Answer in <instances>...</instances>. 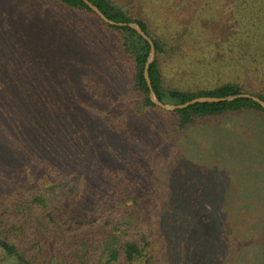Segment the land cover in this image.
Here are the masks:
<instances>
[{"label":"trees","instance_id":"1","mask_svg":"<svg viewBox=\"0 0 264 264\" xmlns=\"http://www.w3.org/2000/svg\"><path fill=\"white\" fill-rule=\"evenodd\" d=\"M53 1L60 8L90 16L91 21L85 20L91 22L87 28L82 26L81 21L79 26L87 30V35L96 42L101 43L106 37L110 41L113 39L117 48L114 47V50L110 51L112 57L98 64H90L89 60H85L84 66L88 68L87 74L95 72L87 76L92 79V83L96 82L97 78L100 79L99 75L103 73L106 78H114L124 94L118 97V104L112 105L111 102L103 104L107 109L100 108L102 114L103 110H107L108 117L104 118L108 130L99 125L88 111V107L84 109L82 102L71 98L73 92L83 93L85 90L82 88L70 85V93H61L62 103L56 101L54 106H49L52 102L43 104V95L35 91L20 94L18 103L12 92L0 89V167L9 160L16 164L18 161L27 164L30 169L36 164L42 172L45 168L49 178L59 176L60 181H63H53L47 190L39 186L26 190L19 187L8 190L6 185H0V264H122L124 261L126 264H135L149 256L145 248L150 246L151 241L143 227V232L135 230L130 236L128 230L132 221L122 218L131 210L128 209L130 207H127V202L124 206L116 205L112 211L105 214L89 212L91 207L88 203L100 204L108 200L109 196L110 199L116 200L128 195V190L124 189L127 181L125 184L118 181L114 185L106 180L102 171L103 168L110 169L113 163L118 162L101 154V151L105 150V143H115V137L111 135L121 133L122 130L134 134L132 127L140 118H145L148 122H155L160 116L166 118L167 124L159 133V145H155V138L152 136L151 141L148 139L150 135L146 130L134 134L136 139L142 142L138 150L131 148L135 139H128L129 142L124 145L118 143L114 146V149L118 148L124 152L120 154L123 157L121 164L127 162L131 166L130 179L133 187L147 184L148 177L156 184L159 181L156 168L160 159H166L162 155V152L167 154L163 149L174 138L179 139L190 127L210 118L246 110L264 112V108L253 99L241 98L234 101L199 103L173 111L163 109L152 101L145 76L151 54V44L147 39L131 26H113L105 23L84 0ZM90 1L116 22L138 23L153 40L155 60L151 62L148 72L156 96L163 103L184 104L201 96L226 97L241 93H250L264 100V0H239L236 26L233 30L225 29L230 36L228 43L222 46L225 53L223 59L215 56L216 40L212 39L210 24L203 20L206 10L211 8L208 0L189 1L186 13L189 14L188 23L185 21L182 27L175 28L169 36L157 32L151 21L152 15L146 13L138 17L133 13L137 3L146 7L148 0H133V6H126L121 0ZM173 6L180 8L181 4ZM102 29L107 32L103 34V39L102 34L97 33ZM208 48L211 55L206 53ZM48 49L49 41L47 51ZM177 55L183 60L192 57L190 64L196 62L192 67L195 70L193 74L207 72L208 76L193 78L191 83L197 81L193 84H169L165 74V60ZM45 65L49 66L44 62ZM55 66L51 73H56L59 63L56 62ZM65 67L69 72L66 84L70 83L73 74L80 68L71 62H67ZM35 72L36 69L32 74ZM22 73L29 75L25 70ZM250 74L256 76L259 85L257 91L248 89L247 77ZM123 76L127 78L122 80ZM51 77L50 74L46 75V83L55 85L57 82H50ZM22 81L21 79L17 82V86H20ZM189 85L198 88L194 89ZM29 86L33 87L31 84ZM86 87L88 90L93 89L89 82ZM110 87L105 85V90L108 91ZM47 95L44 94V97ZM131 101L134 102L133 106ZM26 102H29L32 108L26 107ZM101 113L99 110L100 115ZM61 117L67 121L65 128L60 127L62 125L58 123ZM15 121L21 128L11 126ZM21 135L24 140L15 142V138L20 139ZM6 143L10 146L12 154H5L10 151L5 148ZM25 143L34 154H23ZM132 151L136 154H132ZM144 158H148V162ZM133 159L137 162L131 163ZM139 160L145 162L140 165ZM140 173L144 176H138ZM147 173H152V176ZM4 179L3 174L0 181ZM174 180L165 179V183L171 185ZM166 186L167 188L159 184L155 187L150 185L147 190L158 207L155 214L160 221L158 229L165 231L164 235L169 239L168 246L174 244V249L170 252L175 255V246L179 239L183 244L189 241L185 226L187 227L191 219L188 214L182 212V207H175L177 204L171 206L170 201L171 198L174 199L175 192L169 185ZM170 208H173L174 212L171 220ZM11 216L19 217L20 220L11 222ZM129 217L131 219L133 214ZM27 228L33 231V241L23 244L17 240L19 236L15 232H24ZM137 234L141 236H134ZM141 243L144 247H141ZM180 248L181 246L176 247ZM205 254L208 256L209 252ZM206 261L208 262V258ZM166 264L179 263L174 261ZM261 264H264V260Z\"/></svg>","mask_w":264,"mask_h":264},{"label":"rangeland","instance_id":"2","mask_svg":"<svg viewBox=\"0 0 264 264\" xmlns=\"http://www.w3.org/2000/svg\"><path fill=\"white\" fill-rule=\"evenodd\" d=\"M189 1L191 0H148L146 7H143L142 3H137L133 13L138 17L146 13L152 15L151 21L157 32L169 36L175 28L182 27L185 21L188 23L189 14L186 13ZM208 1L211 8L206 10L203 20L210 24L209 31L212 32V39L216 40L215 56L223 59L225 53L222 46L228 43L230 36L225 29L233 30L236 26L237 3L240 1ZM121 2L126 6H133V0ZM174 3L181 4L180 8H174ZM85 20L91 21L90 16L60 8L53 0H0V89L12 92L18 103L20 94L35 91L43 95V104L52 102L53 104L49 103V106H54L56 101L62 103L61 93L65 95L70 93L68 92L70 85L82 88L85 90L83 93L73 92L71 98L82 102L84 109L88 107V111L99 125L108 129L104 118L108 117L107 110H103L102 114L100 108L104 107L103 104L111 102L112 105L118 104V97L124 92L114 78L112 80L106 78L103 73H100V79L97 78V81L92 83V79L87 76L95 72L87 74L88 68L84 66V62L85 60H89L90 64L106 62V59L112 57L110 51L117 47L111 37L113 44L108 37L103 39V34L107 33L104 29L97 31L98 34H102L101 43L88 36L87 30L79 26L83 23L82 26L87 28L91 22ZM208 52L211 55L209 48L206 50V53ZM191 58L183 60L177 55L165 60V74L169 84L182 85L184 82L193 84L197 82L191 83L193 78L208 76L207 72L193 74L195 70L192 67L196 62L190 64ZM44 62L49 66H44ZM56 62L59 63V67L56 73H51L56 68L54 67ZM67 62L80 69L73 74L70 83L65 84L69 80V72L65 67ZM35 69L37 72L32 74ZM21 70L27 71L29 75H24ZM48 74L52 76L50 82H57L55 85L46 83ZM125 78L127 77L123 76L122 80ZM21 79L23 81L17 86ZM88 82L89 85L92 84L93 89L88 90L86 87ZM105 85L111 86L108 91L105 90ZM247 86L250 91L259 89L255 74L247 77ZM46 93L48 95L44 97ZM133 104L134 102L131 105ZM25 105L32 108L29 102ZM160 118L155 122L140 118L132 127L134 134L147 130L150 135L148 139L151 141L152 136L155 138V145H159L161 143L159 133L167 124L166 118L163 116ZM58 123H61L60 127L65 128L67 121L61 117ZM11 126L21 128L16 121ZM134 134L122 130L121 133L111 135L115 137V143H105L103 145L105 150L101 151V154L118 161L113 163L110 169H102L106 180L114 185L118 181L123 184L127 181L124 189L128 190V195L116 200L110 199L109 196L103 203L88 204L91 207L89 212L105 214L112 211L116 205L124 206L127 202L126 205L131 210L122 218L132 221L128 230L130 236L135 230L143 232V227L151 241L150 246L145 248L149 260L143 258L135 264H166L174 261L179 264H261L264 260V112L255 110L231 112L190 127L179 139L174 138L165 145L163 150L167 154L162 152V155L166 159L165 161L160 159L156 168L159 181L154 184L148 177L146 179L148 183L138 187L131 185V166L127 162L122 165L123 157L120 154L124 152L118 148L114 149L118 143L124 145L125 142H129L128 139H135L131 148L135 150L141 148L142 142L136 139ZM15 140L20 143L24 139L21 135L20 139ZM5 148L10 149L8 143L5 144ZM5 154H12L11 149ZM23 154L27 156L34 154L26 143L23 146ZM132 154L136 153L132 151ZM144 160L148 162V158ZM144 160H139L138 163L141 165ZM130 162L137 160L133 159ZM3 174L5 179L0 181V185H6L8 190L15 187L26 190L32 186L47 190L53 181H60L59 176L49 178L45 168L42 172L36 164L30 169L27 164L19 161L16 164L11 160L4 162L0 167V177ZM147 174L152 176V173ZM118 175L122 177L119 178ZM138 176L144 175L140 173ZM170 178L175 179L171 185L165 183V179ZM157 184L165 188L169 185L172 188L175 195L173 200L171 198V206L177 204L175 207H182V212L188 214L191 219L187 227L185 226L189 241L183 244L179 239L176 243L175 253L179 254L178 257L171 253L174 244L168 246L169 239L165 237V231L158 229L160 221L155 217L158 207L147 190V186L155 187ZM169 210L172 214L169 216L171 220L174 212L173 208ZM131 214L133 217L130 219ZM10 220L17 222L20 218L11 216ZM124 226L123 223L122 227ZM15 233L19 236L17 240L23 244L33 241V231L30 228ZM134 236L139 238L141 234ZM177 246L181 248L176 249ZM141 247H144L143 243ZM207 252L208 256L205 254ZM122 264H126V261Z\"/></svg>","mask_w":264,"mask_h":264},{"label":"water","instance_id":"3","mask_svg":"<svg viewBox=\"0 0 264 264\" xmlns=\"http://www.w3.org/2000/svg\"><path fill=\"white\" fill-rule=\"evenodd\" d=\"M87 5L107 24L113 25V26H131L134 29H136L145 39H147L150 44H151V54L146 66V71H145V76H146V80L148 82L149 88H150V97L152 99V101L157 104L158 106L162 107L163 109L166 110H177V109H183V108H187L190 107L192 105L195 104H199V103H211V102H225V101H234L237 99H241V98H249V99H253L254 101H256L257 103H259L263 108H264V100L261 99L258 96H255L253 94L250 93H241L238 95H234V96H226V97H211V96H201V97H197L192 99L191 101H188L184 104H166L163 103L162 101H160L158 99V97L156 96V93L154 91V88L152 86V82L149 76V72H148V68L151 64V62H153L155 60V45L153 40L146 34V32H144V30L141 28V26L136 23V22H131V23H125V22H116L110 18H108L101 10L98 6H96L95 4H93L90 0H84Z\"/></svg>","mask_w":264,"mask_h":264}]
</instances>
